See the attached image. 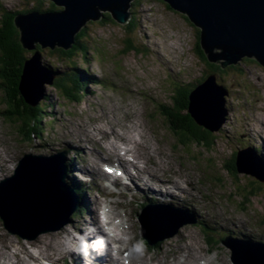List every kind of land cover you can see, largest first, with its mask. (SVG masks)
<instances>
[{
	"label": "rangeland",
	"instance_id": "rangeland-1",
	"mask_svg": "<svg viewBox=\"0 0 264 264\" xmlns=\"http://www.w3.org/2000/svg\"><path fill=\"white\" fill-rule=\"evenodd\" d=\"M133 2L130 7L131 22L129 21L130 23L134 21L132 29H130L127 23H120L114 18L112 21L97 20L87 22V32L82 38L87 55H76L75 60L79 68H88L90 73L97 74L99 83L91 84L88 87L86 95L80 97L82 99L81 102L66 100L55 89L54 84L48 85L46 87V94L47 96L49 95L50 101H46L43 98L39 103L47 102V104H51L53 106L52 111L48 112L45 121L40 124V128L42 129L40 133L38 135L35 134L28 141V143L34 144L35 148L22 152L21 157L24 154L53 153L56 146L42 153H37V151H40V143L44 138L55 141L57 138L56 131L61 130L67 124L70 126V129L74 128L77 137L75 138L73 130H62L59 133V138L66 140L71 137L76 142L82 145L85 144L88 148L87 151H89V154L78 152L79 158L75 161L70 160L76 164L73 168L74 172L70 173L72 174L70 176L78 179L86 178L89 183L95 185L98 180H92L86 174L84 176L82 174L84 172L80 168L87 162V155L89 157L93 156L95 146H104V144L113 145V137L117 138L119 134L112 133L109 136L107 131L104 133V128L102 127L99 130V134H102L105 140L101 139V137L96 136L91 131L93 121L97 120L98 115L108 113L109 115H105L103 119L108 120L112 117L114 124H117L118 121H121L125 117L126 113H133L136 110L139 114L142 96H145L141 92H150L152 98L150 99L149 106L150 110L154 111L156 116L154 124L158 128L154 131L155 134L150 128L144 126L124 129V132L119 128L117 131L123 135L139 136V139L142 141L143 136L153 137L154 135V137L162 141L159 142L163 145L159 144L158 155L165 156L166 150L169 151V162L179 170L180 166L174 161L177 160L175 155L181 161L184 160V156L194 166L193 168L198 169L197 175L203 171L205 172L204 174L207 171L211 172L212 176L218 174L223 180L221 184L222 190L219 188L213 191L210 189L206 190L214 194L213 200L217 205L218 211L223 212L222 203L231 204V207L233 206L234 210L238 212L234 220L238 221L242 227L247 228V218L251 217L255 222V228L263 233L262 237L264 238V182L247 173L238 172L236 175L230 173L229 175L225 169L227 164H231L233 151H238L247 146L258 149L260 156L264 159V66L254 58H246L237 65L236 69L232 68L227 72L218 73L219 83L224 84L229 90V94L226 97V105L229 111L227 120L222 127L217 131H213L215 136H218L216 143L210 147H203L201 144L192 142H187L185 145L178 144L171 119L168 121L160 117L159 112L163 106L173 105L172 97L176 88L179 87L177 84L189 83L190 85L188 84V86L191 87L211 72L210 66L207 61L202 59L200 50L197 48L200 38V27L195 25L186 14L172 9L164 0H133ZM38 5L44 9L49 8L51 1L0 0V17L1 11L4 9L11 11L32 10ZM128 39H131L132 44L137 47V50L127 49ZM41 50L44 61L54 64L63 71L68 69L67 73L70 71L74 74V71L71 69L72 62L74 61L66 58L61 59L50 48H41ZM215 50L220 51L219 48H215ZM15 97L13 96L10 99L7 96L5 84L0 80V109L3 107L9 108V111L4 114L3 118L0 111V127H4L1 133L5 130L10 131L12 135L10 138L9 133H5L6 139H2L1 144L4 145L8 153L13 151L14 147L17 146L15 145V136L20 137L19 132L26 129V125H22V123L17 124V115L13 113L11 103H17L19 99L18 96ZM18 103L20 104V101ZM8 117H15L14 122L5 120ZM80 123L83 126L81 130L78 129ZM27 127L30 128L29 125ZM106 136L109 139L105 138ZM101 141L104 142L100 143ZM173 141L179 145L178 147L183 156L176 152ZM128 142L134 146L140 144L138 140L133 142L130 139ZM41 145L42 147H47L45 143H41ZM119 145L124 148L127 147L123 143ZM118 146L114 144V147ZM160 151L163 153H160ZM123 153L124 150H121V154ZM66 156L68 158V153H66ZM128 156L135 157V154L131 151L126 157ZM193 156L197 157L198 160L193 159ZM170 157L173 161L170 160ZM143 162L144 160L141 161V166L147 165L146 162ZM76 171L81 172L77 173ZM197 175L194 174L196 186L199 185ZM69 180L71 181L70 177ZM105 181L103 185V200L104 207H107L121 199L119 192L123 185L109 189L113 191V194H107L105 192ZM253 183L259 187L258 194L247 200V203H243L242 197L237 193L244 194L245 191L250 190ZM135 184H138V181ZM210 184L211 181L209 180L200 185L208 188ZM230 194L234 202L228 199L227 195ZM86 196L96 199L98 195L95 190L85 193L81 199L82 204H84L83 200ZM131 199L132 197L128 196L125 200L129 203ZM204 201L207 202L208 200L205 198ZM237 203L242 204V207H237ZM203 205L205 208L207 207L205 204ZM206 214L210 216L212 213L211 211H207ZM136 225L138 228L140 221H137ZM189 230L193 231L186 238V241L180 239L182 235L180 236L179 234L178 236L176 234L159 243L158 245L164 244L163 248H165V252L163 255L172 260L171 249H177V258H180L182 261L186 246L189 244L196 247L200 246L204 250L205 259H201L200 264H206V259L214 264H218L219 262H221L220 264H234L233 258H231L233 254H231V248L225 247L222 244V234L218 235L221 230L211 229V232L200 227ZM155 233L160 234L157 230H155ZM205 233L212 234L210 238L213 239H208ZM54 235L40 236L39 234L38 237H40L35 242L15 244L11 237L0 233V241L3 248H5L3 240L7 242L6 246L12 245L9 247V252H12V249L14 250V246L16 247L15 251H22L23 254H26L32 251L34 247L42 253H53L56 251L58 253L55 254V258H59L62 250H54L56 249L54 245L46 248L42 244L50 243L52 238L61 236V233ZM216 241H219V243ZM57 245H62L61 238L57 239ZM232 245L240 246L241 244L236 242ZM114 246L116 247L117 245L114 244ZM239 254V256H242L246 253ZM235 256L237 258V255ZM51 260L53 259L51 258ZM242 260L239 261L241 262ZM53 261L57 263L56 260ZM3 263L5 264L6 262L3 261ZM29 264L37 263L29 261Z\"/></svg>",
	"mask_w": 264,
	"mask_h": 264
},
{
	"label": "water",
	"instance_id": "water-1",
	"mask_svg": "<svg viewBox=\"0 0 264 264\" xmlns=\"http://www.w3.org/2000/svg\"><path fill=\"white\" fill-rule=\"evenodd\" d=\"M51 1L62 9L33 10L15 16L24 48L36 49L37 44L42 48H71L81 28L90 20L101 19L103 12H109L120 23H127L133 0ZM164 1L200 27V43L209 62L226 68L250 57L264 66V0ZM53 81L52 72L42 61L41 51L35 50L25 60L21 75L20 89L26 100L37 105L44 96L45 83ZM228 94V88L218 82L217 75L209 74L190 92L189 114L200 126L212 132L219 130L227 119ZM60 155L59 163L58 155H27L16 174L0 183V212L12 232L34 239L40 232L62 227L75 210L78 199L72 187L65 183V158L63 153ZM236 167L239 173L250 174L264 182V163L252 147L238 151ZM34 182H38L39 187ZM54 211L64 217L55 215ZM157 214L160 224H165L174 211ZM173 233L175 230L168 235ZM228 240H224L227 245ZM244 246L234 248L235 253H246L237 264H264V242H252L246 250Z\"/></svg>",
	"mask_w": 264,
	"mask_h": 264
},
{
	"label": "bare ground",
	"instance_id": "bare-ground-1",
	"mask_svg": "<svg viewBox=\"0 0 264 264\" xmlns=\"http://www.w3.org/2000/svg\"><path fill=\"white\" fill-rule=\"evenodd\" d=\"M89 69H86L85 71L87 72L86 74L94 80L93 84H96L99 80L96 79L95 75L93 73H90L88 71ZM82 71V70H81ZM87 92V91H86ZM145 94L146 97L151 98V93L143 91L141 92ZM4 112H8L7 110H4L3 108L0 109ZM105 115H109L108 113L105 114H100L97 116V120H101ZM125 117L128 119L127 122L124 121H118L117 124H114L113 127H110V131L104 127L103 124H97L96 126H93L95 130L98 131L104 128V133L107 131L112 135V133H118L119 137L115 138L113 137L112 141L115 145L118 146V144L123 143L126 144L127 147H123L119 145L118 147H114L113 145L110 144H104V146L97 145L94 147V153L91 158H89L92 163L93 167L97 168L101 160H106L109 161L112 164H117L120 168H122L126 175L127 178L130 179L132 185L135 186V183L137 181L140 182V187H136L135 192L132 194V199L129 203H126L124 200H122L119 205H116L115 203L112 204L110 209L106 213V217L108 220L112 218L113 216L115 217H120L121 213L119 211V207L123 208L126 212H128L130 215H127L124 221L130 222L132 220V209L134 206L137 204L139 207H143L145 203L147 202H171L175 205L179 206H187L197 213H199L205 206L201 204L193 190H197L196 183H195V178H194V169L191 164L185 162V160H179V158L175 155L177 160H174L177 162V164L180 166V170L169 162V151L166 150V155L161 156L158 155V147L159 144L162 145L160 142H162L160 139L157 137H154L153 133L155 134V130L158 129L156 126L153 125V121L156 119V116L153 113H146L145 117L143 119H140L136 112L134 111L133 113H126ZM111 118V117H110ZM108 119L109 122H111V119ZM122 126L120 127L122 131L124 132V129H129V128H136L138 126H144L148 127L151 129L153 132L152 135L153 137H145L143 136V141L140 140L139 136H131V135H123L119 131H117V126ZM65 128L68 129L67 124L64 125ZM67 129H62V130H67ZM58 131V137L59 133L62 131ZM23 131V130H22ZM25 131V130H24ZM5 133L0 135V180L13 173L14 167V159L15 157L27 150L34 149V144H30L26 142L22 136L18 137L15 136L17 140V146L14 147V150L11 152H7L4 148V145L1 144L2 139H6L4 136ZM9 136L11 134L9 133ZM70 139H60V142L63 143H70L72 146L76 148H82L85 149L87 148L81 143L76 142L75 139L69 137ZM107 138V136L105 137ZM109 139V138H107ZM132 140L133 142L138 140L140 141V144H137L134 146L128 140ZM160 141V142H159ZM104 141H101L100 143H103ZM174 142L176 152L183 156L182 153L179 151L178 146L176 145V142ZM22 143V144H21ZM41 143L47 144V147H42L40 145V150H45L47 151L48 148L54 147L57 145V142L49 139V138H44ZM11 144V141H10ZM173 144V143H171ZM163 146V145H162ZM121 150H124V153L121 154ZM33 151V150H31ZM131 151L134 152L135 157H126L131 153ZM93 152V151H92ZM168 152V153H167ZM160 153H163L160 151ZM5 154L7 156L5 157ZM172 156V154H170ZM144 160L143 163L144 166H141V161ZM170 160L173 161V159L170 157ZM73 166V165H72ZM81 171L84 173L88 172L90 175H95L96 174V169L91 170L87 166L81 167ZM86 170V172L84 171ZM87 174V173H86ZM104 178L110 180L109 175L106 173L103 175ZM88 178V177H87ZM120 178H115V182L117 183ZM147 179V180H146ZM190 184V186H193V189H190L189 186L186 184ZM34 184L39 187L38 182H34ZM121 183H117V186H121ZM125 185V184H124ZM74 189L78 190V192L83 196L85 194V186L78 187L73 183ZM123 186L120 188L121 192H119L120 196L122 197H127L128 193L131 192V189H128L127 191H122ZM217 185H213V190H216ZM107 194H111V190H106ZM207 198H212L210 194H207ZM230 198L232 196L230 195ZM84 203L87 204L90 208V213L92 215L99 216V212L101 211L103 201H94L90 198H85ZM96 205V209L98 211L94 210V206ZM194 207V208H193ZM136 210V207L134 208ZM133 210V212H135ZM102 212V211H101ZM54 214L62 217V214H58L57 212L54 211ZM110 215V217H109ZM204 222L206 223L207 226L210 228H213L215 230H223V231H229L232 230L238 234H256L255 230L252 229L251 222L248 221L247 228L246 227H240L238 226V221L234 220V217L237 216V214H231L226 208L223 213H220L217 208L215 207L214 214L210 217L208 215H200ZM54 217V216H53ZM67 225V224H66ZM66 225L54 230V232H46L41 234L42 235H49V234H59L61 233V236L52 238L51 242L46 244L42 243L46 248L51 247L52 245L55 246L56 249L54 250H62L66 251L65 253L70 254L73 258L70 263L68 264H124V261L129 259L128 264H151V262H154V264H200L201 259H205V252L203 249H201L200 246H191L187 245L184 253V259L181 261L180 259L177 258V249H171V253L173 256V259H169L167 256H164L163 253L165 252V248H161L160 251L154 255H148L145 249L143 250V253L139 255L136 258H132L129 255L124 256V253L128 252V243L126 242V237L131 236V232L126 230V227L123 226V232L120 234H114L112 236V241L118 243L117 248V256L114 257L113 253L109 252L108 250L104 251L108 245H106L103 250L99 249V251H93L91 247L85 242L86 239L83 238V236L80 238L79 234L83 233L81 231L82 226L80 221H75L72 222L69 226L66 227ZM132 226V223L129 225V227ZM128 227V228H129ZM188 230V231H187ZM100 231V230H99ZM193 230H189V227L182 229V239L186 241V238L189 237V235L192 233ZM1 234H5L1 232ZM55 234V235H56ZM7 235V234H6ZM54 235V236H55ZM39 236V237H40ZM124 236V237H123ZM61 238L62 240V245L58 246L57 245V239ZM12 239V238H11ZM13 240V239H12ZM14 241V240H13ZM36 241V240H35ZM35 241H28V242H35ZM79 242L81 246L85 248L86 255L84 252L80 251V253L75 256V252L73 247H76L74 244L76 242ZM256 242V241H254ZM1 243V241H0ZM11 243V242H10ZM15 244L18 243H24L26 244L27 242L22 241V240H15ZM13 244V243H12ZM10 250V249H9ZM44 257L47 259L51 258L53 260H56L57 263H55L53 260L54 264H60V261L62 257L60 256L59 258H55V254L58 252L54 251L53 253H47V252H40ZM9 253V251L7 252ZM6 253V254H7ZM14 256L18 258V261H22L23 264H29V260L33 261H39L40 257L34 251H30L26 254H23L22 251H15ZM75 256V257H74ZM25 257H28L29 260H27ZM1 260H7L9 262L11 256H9L7 259H5V255H2ZM19 262H13V264H17ZM206 264H214L210 262L209 260L206 259ZM219 262L218 264H220Z\"/></svg>",
	"mask_w": 264,
	"mask_h": 264
},
{
	"label": "trees",
	"instance_id": "trees-1",
	"mask_svg": "<svg viewBox=\"0 0 264 264\" xmlns=\"http://www.w3.org/2000/svg\"><path fill=\"white\" fill-rule=\"evenodd\" d=\"M33 9H36L38 11H59L60 9H62V7H58L54 2L51 1V6L49 8L44 9L42 6L38 5ZM27 11L30 10L11 11L4 9L1 11L0 17V62H2L0 63V80L4 82L7 96L10 99L13 96L14 98H16L15 96H18L19 98L18 101H20V104L18 103V101L17 103H10L12 104L13 113L17 115V124L22 123V125H26L25 131L21 132L22 137L26 142L29 141L34 134L39 133L42 130L40 128V124L45 121L48 112H51L53 107L51 104H47V102H41L35 106L32 105L26 100L20 89L21 75L25 60L35 51L34 49L29 50L23 47L20 39V30L15 24V16L18 13ZM105 20H113V17L109 12H103L101 21ZM130 22H128L127 25H129L130 29H132L134 26V21L132 23ZM86 32L87 27L82 28V30L76 37V41L73 47L68 49L58 47L52 50V52L58 54L61 59L66 58L74 61L72 62L71 68L74 71V74L70 71L69 73H67L68 69H65L63 71L57 66L46 64L51 67L50 69L52 72H57L58 74L57 79H55L54 81L55 89L62 94L63 98L69 100L70 102H81L82 99L80 97L83 96L84 91H88L89 85L93 84L94 82V80L92 78L90 79V77L86 74L87 72L84 69L79 68L78 63L75 60L76 55H87L86 47L82 42V38L86 34ZM199 37L198 50H200L202 59L206 61L207 59L203 47L200 43L201 36L199 35ZM41 47V44H37L36 46L37 50H41ZM127 49L137 50V47L132 44L131 39H128ZM207 63L211 68L210 73H214L217 75L221 72H227L232 68L236 69L238 67L237 65L241 63V61L238 64L228 66L227 68H223L219 64L210 63L208 62V60ZM205 77H203L200 82L203 81ZM191 88L192 87L188 88L187 86L178 88L172 97L173 105L163 106L162 109L165 110V113H162V115H164L168 119H171V123H173L174 126L173 130L180 144L185 145L187 142H192L201 144L203 147H210L211 145L216 143V139H218V136H215L212 131L200 126L189 114V111H187L189 109L188 104ZM43 98L46 101H50V97L49 95L47 96L46 90L44 92ZM8 119L10 121H14L15 117H8ZM27 125H29L30 128L27 127ZM235 158L236 150L233 151L231 164H227L225 166L228 174L230 173L236 175L238 173L237 167L235 165ZM211 176L212 173L207 171L206 175L203 173V180H205V182H208L209 180L212 182L214 179L217 180L220 185L222 184L223 180L221 177H219L218 174L213 177ZM74 180L75 182H72V185L73 183L76 185L81 182L72 177V181ZM258 190L259 187L253 183L250 190L245 191L244 194H237L242 197L243 203H247V200L258 194ZM205 196L207 197V195ZM237 205L239 207H242V204L240 203H237ZM157 245L158 244H156V246Z\"/></svg>",
	"mask_w": 264,
	"mask_h": 264
},
{
	"label": "clouds",
	"instance_id": "clouds-1",
	"mask_svg": "<svg viewBox=\"0 0 264 264\" xmlns=\"http://www.w3.org/2000/svg\"><path fill=\"white\" fill-rule=\"evenodd\" d=\"M103 211H106V210H103ZM143 250H144L143 240L137 239L128 250L129 256L132 258H136L143 253ZM81 251L84 252L85 255L87 254L83 246L81 248ZM124 264H128V261L125 260Z\"/></svg>",
	"mask_w": 264,
	"mask_h": 264
},
{
	"label": "snow or ice",
	"instance_id": "snow-or-ice-1",
	"mask_svg": "<svg viewBox=\"0 0 264 264\" xmlns=\"http://www.w3.org/2000/svg\"><path fill=\"white\" fill-rule=\"evenodd\" d=\"M107 171L111 172V171H112V169H107Z\"/></svg>",
	"mask_w": 264,
	"mask_h": 264
},
{
	"label": "flooded vegetation",
	"instance_id": "flooded-vegetation-1",
	"mask_svg": "<svg viewBox=\"0 0 264 264\" xmlns=\"http://www.w3.org/2000/svg\"><path fill=\"white\" fill-rule=\"evenodd\" d=\"M197 48L199 49V45H197Z\"/></svg>",
	"mask_w": 264,
	"mask_h": 264
}]
</instances>
